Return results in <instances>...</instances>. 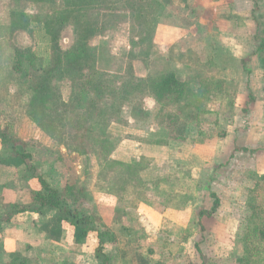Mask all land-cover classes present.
Segmentation results:
<instances>
[{"label":"rangeland","instance_id":"374dc122","mask_svg":"<svg viewBox=\"0 0 264 264\" xmlns=\"http://www.w3.org/2000/svg\"><path fill=\"white\" fill-rule=\"evenodd\" d=\"M263 40L264 0H0V123L14 141L0 140V162L24 170L10 183L20 205L40 178L81 202L115 238L107 264H264ZM171 71L184 97L157 100L150 86ZM133 202L147 213L129 238ZM93 233L47 264H102Z\"/></svg>","mask_w":264,"mask_h":264},{"label":"crops","instance_id":"0c3cea01","mask_svg":"<svg viewBox=\"0 0 264 264\" xmlns=\"http://www.w3.org/2000/svg\"><path fill=\"white\" fill-rule=\"evenodd\" d=\"M0 126L5 128V126H3L2 123H0ZM178 155L180 154H178L177 152L174 151V149H172L173 163L177 162L176 160L178 158ZM141 156H147V154L142 153L140 157ZM112 160L118 163H122L124 165H128L132 163V162L127 163L124 160L121 161L117 160L115 159L114 154L112 155ZM23 174H24V170L21 171L20 168L18 169L11 165L9 166L2 165V163L0 162V205L1 206L21 204L19 202V197L17 192L18 190L14 188L13 185L11 186L10 183L12 184V181L15 182L17 181V179H20ZM138 199L136 200L138 201ZM137 203L133 202L132 203L133 207L129 206L128 208L129 211L133 213L131 215L127 213L126 215H124L121 221L122 225L129 226L130 228L127 229V235L129 238L139 235L141 230L140 229L141 227L139 225L142 223L141 221L144 220L142 217V213L140 211L145 212L146 208L142 207L140 204L138 205ZM75 207L77 208V210L78 209L81 210V202L75 205ZM2 212L3 211H1V213ZM134 212H137L138 214L136 215ZM45 215L44 214L41 215L34 212H26L13 216L9 223H7V221L4 222L8 226H6V228L2 226L0 231V264H1L2 256H4V258L5 256H7V258H9L10 260L12 256H20V255H24V257H22L20 261L23 262L24 264L25 263L28 264L29 260L25 256H28L27 254L29 250H30V254H33L35 256L34 259L36 261H39L40 264H47L48 260L54 261L55 260L54 257H57L59 255L61 257H65V256L70 257L73 256L72 252L74 250V247L78 248L83 246V243L87 239H89V236L91 235L90 233L87 238H81L80 234H78L71 225L64 222L61 218L56 217L54 215L52 217L47 216V218L43 219ZM3 216L5 217L6 213H4ZM110 220L113 222V219ZM174 222L175 221L172 220V223ZM107 224L110 223L107 222ZM95 233L96 232H94L93 234ZM106 245L108 244H105V246ZM104 252L106 256H108L107 251ZM44 256H48V259L47 258L42 259ZM55 264H64V263H59L56 261Z\"/></svg>","mask_w":264,"mask_h":264},{"label":"trees","instance_id":"16d2710c","mask_svg":"<svg viewBox=\"0 0 264 264\" xmlns=\"http://www.w3.org/2000/svg\"><path fill=\"white\" fill-rule=\"evenodd\" d=\"M43 2H48L49 0H41ZM260 51H264V40L260 44ZM58 57V55H56ZM62 61L57 59V64L54 67L56 69L57 66H60ZM46 73L51 71L50 69H44ZM53 71V69H52ZM151 89L153 95L156 97L157 100H164L167 96L174 97L175 100H181L184 97L186 91L185 83L181 82L177 77V74L174 71L169 72L167 75L163 76L156 82L151 84ZM36 93L39 94L37 87H32ZM166 128V127H165ZM167 129V128H166ZM0 140L2 145H6L9 143H13L14 141L11 139L10 132L7 128L0 126ZM23 160L26 158H30L29 155H22ZM122 166H126L127 173L130 175V172L133 171L130 165H124L122 163H116ZM42 189L40 191L32 193L33 203L31 206H22V205H9V212L7 213V217L5 219L0 217V231L2 228V224L7 221L9 223L13 216L26 213V212H34L38 214H42L45 209L50 211H55L59 218H61L64 222L71 225L74 230L80 234L81 238H87L90 233L96 232L97 238L99 241V246L97 249L98 256L102 259V264L108 263V258L103 254V248L107 242H113L115 238H109L107 233H100L95 226V217L93 215L86 216L82 215L75 207L78 203L76 200H72L62 192L59 188L52 187L47 181L43 178L39 179ZM34 195V196H33ZM216 197V196H214ZM220 206V201L217 198L214 203V207L212 211L209 212H202L203 214H207L211 216ZM77 243V241H76ZM12 264H24L19 259H15L12 261ZM26 264V263H25Z\"/></svg>","mask_w":264,"mask_h":264}]
</instances>
